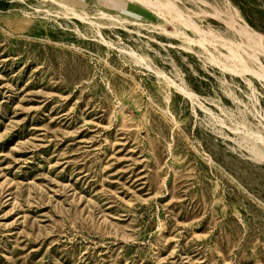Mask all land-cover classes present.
Masks as SVG:
<instances>
[{
  "label": "rangeland",
  "instance_id": "obj_1",
  "mask_svg": "<svg viewBox=\"0 0 264 264\" xmlns=\"http://www.w3.org/2000/svg\"><path fill=\"white\" fill-rule=\"evenodd\" d=\"M56 1L97 23L0 0V264H264L245 133L264 127V80L139 1ZM152 1L264 66V0Z\"/></svg>",
  "mask_w": 264,
  "mask_h": 264
},
{
  "label": "bare ground",
  "instance_id": "obj_2",
  "mask_svg": "<svg viewBox=\"0 0 264 264\" xmlns=\"http://www.w3.org/2000/svg\"><path fill=\"white\" fill-rule=\"evenodd\" d=\"M53 1H55V3L57 2L56 4L60 5V7L62 6L65 9V12L62 13V15L64 14L65 17L71 18L72 16H74V17L76 16V18L78 17V19H81V21L82 20L84 22L88 21L91 25H94L95 23H97V22H94V21L90 20V18L88 17L89 14L87 12H83V10H79L77 8L71 7V6L65 4V3L61 2V1L60 2L56 1V0H53ZM122 1H124V0H122ZM133 1H139L141 3H144L145 7H147L149 10H152V11L156 12L158 15L164 16V18L167 19L172 25H179V26L182 25V26H185L187 28H191L194 32H198L199 38H195V39H193L191 37L188 38L186 36L185 32H182L181 30L176 31L175 34L176 35H180V36H185V40H188L189 42H194L195 44H198L200 47H203L206 50H208V52H210V53L207 52L208 53L207 59L211 63L219 65L220 68H222L225 72H229V73L231 72V74H233V76L242 78V80H245V82L250 87H253L255 82H253L251 77L250 78L247 77L246 74L251 73V74L257 76V78H259L260 81L264 80V66L262 65V63L257 62L259 60V57H258L257 53H248V52L243 53L241 51V44L234 42L232 46L225 47V48H227V52L226 53H219V54H221L223 56V59H222L220 57V55H218L217 53H214V51H212L208 47V45L210 46V44H212V46H214V48H216V44H215L216 42L213 41L212 36L209 34L210 32L207 33V31L203 32L202 30H200L198 28L197 24L192 19H190V17L189 18H188V16L185 17L183 12L180 9H178L176 6H173L172 4L167 3V4H163V6L161 7V6H158L156 4V2H154L152 0H133ZM37 10H39V9H37ZM164 11H166V12H164ZM105 15H104V17H106ZM114 19H116V18H114ZM227 23H231V22H227ZM244 29H246V28H244ZM97 33H99V35L101 34V32L98 29V27H97ZM246 33H247V31H246ZM249 34H250V32H249ZM249 34H248V36H249ZM250 37H251V35H250ZM244 38H245V36H244ZM220 39H222V37ZM102 40L105 43L109 44V42L107 40H105L104 38H102ZM245 41H247V40H245ZM225 42L227 43V39H226ZM254 43H253V45H258L259 46V41L258 42L254 41ZM223 45H225L224 42H223ZM249 45L250 44H248V46ZM221 47H223V46H221ZM252 49H254V48H252ZM132 54L135 55L134 52H132ZM248 56H251L253 58V60L257 62V65H251L249 63V61H248L251 58H249L247 60ZM142 60H143V58L139 57L138 62H141ZM253 75H252V77H253ZM170 81H172V80H170ZM173 83H174V85H176L177 88L182 90L185 94L189 95L190 97H192V95L194 94L193 92H191V91L187 90L186 88H184L182 85L176 84L175 81ZM236 129H239V128H236ZM245 133H247V135L249 134L254 139L252 141V143H251V148H250L252 150V152H253L252 155L255 158H257V159L264 160V127L263 128L257 127V129H254V130L252 128H249V129L245 130Z\"/></svg>",
  "mask_w": 264,
  "mask_h": 264
}]
</instances>
